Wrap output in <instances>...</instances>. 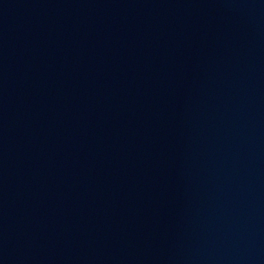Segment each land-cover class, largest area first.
<instances>
[{
  "label": "water",
  "instance_id": "95a60500",
  "mask_svg": "<svg viewBox=\"0 0 264 264\" xmlns=\"http://www.w3.org/2000/svg\"><path fill=\"white\" fill-rule=\"evenodd\" d=\"M0 264H264V0H0Z\"/></svg>",
  "mask_w": 264,
  "mask_h": 264
}]
</instances>
